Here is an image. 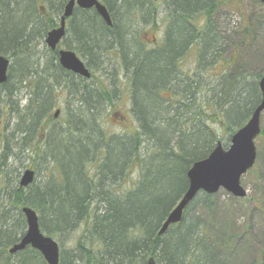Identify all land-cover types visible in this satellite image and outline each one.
<instances>
[{"label":"trees","instance_id":"obj_1","mask_svg":"<svg viewBox=\"0 0 264 264\" xmlns=\"http://www.w3.org/2000/svg\"><path fill=\"white\" fill-rule=\"evenodd\" d=\"M68 2H0V55L11 60L0 84V264H47L31 247L8 253L26 233L23 208L60 243L82 230L74 249L59 244L60 264H234L235 238L210 234L192 214L214 212L215 195L198 194L179 224L159 232L187 192L193 164L219 142L227 148L259 105L264 68L241 66L239 49L228 57L214 20L219 0H100L113 25L76 9L64 43L70 37L76 47H66L86 58L92 77L85 79L63 69L58 49L45 44ZM158 2L167 28L150 48L137 33L156 25ZM192 49L197 65L189 74L181 61ZM124 96L135 128L111 134L103 119ZM29 167L36 181L22 188L20 172Z\"/></svg>","mask_w":264,"mask_h":264},{"label":"rangeland","instance_id":"obj_2","mask_svg":"<svg viewBox=\"0 0 264 264\" xmlns=\"http://www.w3.org/2000/svg\"><path fill=\"white\" fill-rule=\"evenodd\" d=\"M214 20L218 29L226 38L225 46L227 55H233L236 49L240 50L239 63L249 66L250 72L258 73L264 68V5L259 0H219ZM157 2V0L155 1ZM160 6L159 16L154 27L139 26L137 39L147 44L150 48L160 45L165 37L167 21L163 4ZM69 43L72 48L76 47ZM63 44L62 48L66 49ZM38 56L42 57L44 45L36 47ZM74 51V50H72ZM237 51V50H236ZM84 62L86 58L74 51ZM197 50L192 49L181 61V67L186 73L195 71L197 65ZM40 59L33 57V60ZM125 95H128L125 93ZM21 107L26 104L25 93L21 94ZM129 97L124 96L112 108L108 116L104 117V127L111 133L120 134L126 129L132 130L136 125L129 113ZM63 103V102H62ZM264 131V113L261 118ZM225 136V135H224ZM223 136V137H224ZM224 139V138H223ZM227 140L224 141V145ZM258 151L255 166L243 176L241 184L246 190L245 198L237 199L225 190H220L215 195L216 208L214 212H204L202 207L196 208L192 214L202 217L210 234L222 230L227 236L234 237L235 254L232 258L234 264H248L264 257V134L256 140ZM28 167L27 164H25ZM31 168V167H29ZM20 172L21 177L23 171ZM41 173L38 181L44 179ZM138 175H132L126 181V190L132 188ZM36 181V180H35ZM82 238V230L75 232L69 239L62 243L55 239L63 251L75 248L76 242Z\"/></svg>","mask_w":264,"mask_h":264},{"label":"water","instance_id":"obj_3","mask_svg":"<svg viewBox=\"0 0 264 264\" xmlns=\"http://www.w3.org/2000/svg\"><path fill=\"white\" fill-rule=\"evenodd\" d=\"M4 1V0H0ZM264 4V0H260ZM84 10L95 9L107 26L113 25L108 9L99 0H70L64 9L60 27L47 34L46 44L55 51L66 34V20L70 18L75 8ZM59 63L65 70L86 79L92 75L85 66V63L69 50L59 52ZM10 60L0 55V84L8 81ZM261 101L254 110L247 124L239 129L232 137L229 149L225 150L219 142L212 153L204 160L193 164L187 173L189 187L176 208L170 213L163 224L159 235H164L168 229L180 223L188 206L194 201L197 195L204 192L214 195L224 189L236 198H245L246 190L241 185L242 177L250 171L257 159V148L255 141L262 131L261 117L264 113V77L259 82ZM60 111H57L54 118L57 119ZM35 181V172L31 169L24 171L20 179V187L27 188ZM27 230L24 237L10 250V255H15L31 247L42 254L47 264H60V247L57 241L44 235L41 232L39 216L31 208H23ZM147 264H157L151 258Z\"/></svg>","mask_w":264,"mask_h":264},{"label":"flooded vegetation","instance_id":"obj_4","mask_svg":"<svg viewBox=\"0 0 264 264\" xmlns=\"http://www.w3.org/2000/svg\"><path fill=\"white\" fill-rule=\"evenodd\" d=\"M71 19L72 18H69L68 20H67V24H66V36H65V38H63V40H62V42H61V44H60V50L62 49V46H63V44L65 43V41L67 40V32H68V30H69V23H70V21H71ZM66 49H68V48H66Z\"/></svg>","mask_w":264,"mask_h":264}]
</instances>
